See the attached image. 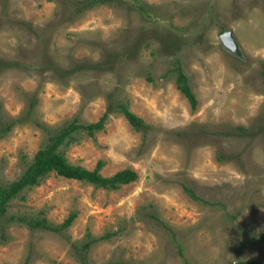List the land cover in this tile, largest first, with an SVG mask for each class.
<instances>
[{
	"label": "rangeland",
	"instance_id": "1",
	"mask_svg": "<svg viewBox=\"0 0 264 264\" xmlns=\"http://www.w3.org/2000/svg\"><path fill=\"white\" fill-rule=\"evenodd\" d=\"M79 1L0 0V126L22 119L0 132V183L45 141L34 119L53 129L92 121L118 100L144 132L110 112L102 129L76 133L62 150L88 168L101 159L102 174L130 167L137 176L105 188L48 173L8 201L0 264L262 261L264 0H111L78 10ZM226 29L236 51L220 43ZM81 60L100 64L55 70ZM174 63L194 109L174 84ZM70 211L58 232L9 219L40 213L55 224Z\"/></svg>",
	"mask_w": 264,
	"mask_h": 264
},
{
	"label": "trees",
	"instance_id": "2",
	"mask_svg": "<svg viewBox=\"0 0 264 264\" xmlns=\"http://www.w3.org/2000/svg\"><path fill=\"white\" fill-rule=\"evenodd\" d=\"M111 0H80L78 2V10H82L91 5L103 2H110ZM110 56V55H109ZM109 56L104 58L106 61ZM103 62H106V61ZM97 61H77L74 62L69 68L56 67L55 70L58 71L59 76L64 77L74 70L94 67L99 65ZM174 72V84L176 88L185 96L191 109L196 106V96L191 90L188 83L187 76L179 63H174L171 67ZM147 78H150L147 76ZM34 105V100L32 99L26 108V114L31 112L32 106ZM110 112L120 113L127 121V123L135 130L144 132L148 128V124L140 117L138 114L130 110L124 101H116L108 103L105 110H103L100 115L92 121L82 122L76 117L63 123L61 126L53 129L51 127L45 126L43 121L34 119V123L37 126L43 127L46 131L45 141L38 146V148L33 152L29 161L25 164L21 173L14 179L6 182L0 183V228L2 227L1 220L6 211L8 201L17 196L22 190L29 188L33 185L38 184L41 179L50 172L57 175L75 178L82 181H87L96 186H101L105 188H115L120 184L127 183L136 178L137 173L134 169L130 167L120 168L111 174H102L100 168L103 165V161L98 159L95 164L91 167H85L80 164L69 162L62 150V146L68 144L71 141H75V134L83 131L88 135H93L97 130L103 128ZM22 119L16 118L6 122L4 125L0 126V132L4 133L10 129L13 122L21 121ZM238 128L242 129L241 126ZM239 131V133H240ZM222 155L218 154L217 159H222ZM189 195L193 198H197L194 191L188 187H184ZM75 216L74 211H70L68 215L58 223H50L47 221L40 213L35 215H11L9 219H16L19 222L26 224L29 228H41L45 230H50L58 232L65 227H67ZM108 235V233L106 234ZM0 237L5 238L4 233H0ZM259 241H264V231L260 232L257 236ZM93 238L87 239L81 244V249L85 250ZM233 264H264V258L262 261H257L254 259H238Z\"/></svg>",
	"mask_w": 264,
	"mask_h": 264
},
{
	"label": "water",
	"instance_id": "3",
	"mask_svg": "<svg viewBox=\"0 0 264 264\" xmlns=\"http://www.w3.org/2000/svg\"><path fill=\"white\" fill-rule=\"evenodd\" d=\"M220 43L228 50L236 51L238 48L237 42L232 34L231 29L223 30L219 33Z\"/></svg>",
	"mask_w": 264,
	"mask_h": 264
}]
</instances>
